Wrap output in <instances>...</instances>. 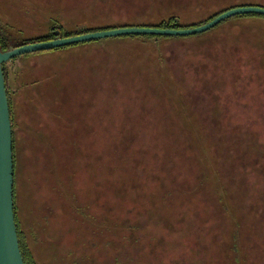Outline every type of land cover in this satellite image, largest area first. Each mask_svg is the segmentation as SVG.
Returning a JSON list of instances; mask_svg holds the SVG:
<instances>
[{"label":"rangeland","instance_id":"rangeland-1","mask_svg":"<svg viewBox=\"0 0 264 264\" xmlns=\"http://www.w3.org/2000/svg\"><path fill=\"white\" fill-rule=\"evenodd\" d=\"M264 0H0L12 48ZM6 63L15 204L38 264H264V19Z\"/></svg>","mask_w":264,"mask_h":264},{"label":"water","instance_id":"water-1","mask_svg":"<svg viewBox=\"0 0 264 264\" xmlns=\"http://www.w3.org/2000/svg\"><path fill=\"white\" fill-rule=\"evenodd\" d=\"M248 14L264 15V8L260 6H240L231 8L222 12L210 22L192 28L163 29L152 26H125L89 32L71 37H59L55 40L47 42H38L18 46L7 51L0 50V264H24L15 220L14 141L10 104L7 94L3 64L25 54L48 51L107 38L133 35L191 36L202 34L210 31L227 19ZM59 33V31H56L57 36Z\"/></svg>","mask_w":264,"mask_h":264},{"label":"trees","instance_id":"trees-1","mask_svg":"<svg viewBox=\"0 0 264 264\" xmlns=\"http://www.w3.org/2000/svg\"><path fill=\"white\" fill-rule=\"evenodd\" d=\"M243 6H260V7L264 8L263 5H258V4H249V5L247 4V5H243ZM236 7H240V6H236ZM231 8H235V7H231ZM231 8L218 11V12L210 15L209 17H207L203 22L198 23V24L189 25V26L181 24L180 20L176 16H171L168 19H163L159 24H156V25H137V26H152V27H159V28H163V29H165V28H171V29L192 28V27L201 26V25H204V24L210 22L215 17H217L219 14H221L222 12L229 10ZM256 18L264 19V15L248 14V15H239V16L232 17V19H237V20L238 19H256ZM122 27H125V26H122ZM112 28H118V27H112ZM112 28H110V27H97V28L82 27V28L78 29V31L67 33L64 31V28L62 25L57 24L54 26V28L51 30V32L48 33L47 35L36 37L34 39L25 41V42L15 46V47L26 45V44H34V43H38V42H47V41L55 40L59 37H61V38L71 37V36L86 34L89 32L99 31V30H108V29H112ZM56 31L60 32L58 36L56 35ZM191 36H198V35L196 34V35H191ZM129 37H131V38L132 37H143V38L148 37V38H155V39H162V38L168 39V38H180V37H187V36H154V35H139L138 36V35H133V36H122V37H114V38L121 39V38H129ZM114 38H107V39L96 40V41H92V42L80 43V44L56 48V49L48 50V51H59V50L67 49V48L74 47L77 45H81V44L102 43V42H104V40H108V39L114 40ZM9 42L10 41L7 38L6 33L4 32V30L0 26V50L1 51H7V50L12 49V46ZM48 51H40V52L31 53V54H25V55H22L20 57L15 58L11 61H16L19 58L34 55V54H44L42 52H48ZM3 71H4L5 78H6V88H7V94H8V98H9V104H10L11 122H12V126H13L12 101L10 99L9 88H8V75L6 73V63L3 64ZM13 141H14V132H13ZM14 144L15 143L13 142L14 163H15V146H14ZM14 194H15V189H14ZM14 210H15V220H16V226H17L18 239H19V244H20V249H21L24 264H38L37 261L34 259L32 252L29 249V246H28L26 239L24 237V234L22 232L21 224H20V221H19V218L17 215V211H16L15 196H14Z\"/></svg>","mask_w":264,"mask_h":264}]
</instances>
